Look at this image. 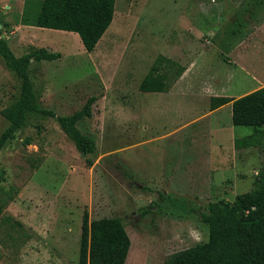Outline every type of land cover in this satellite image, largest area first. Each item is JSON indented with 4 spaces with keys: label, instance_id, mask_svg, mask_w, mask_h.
Masks as SVG:
<instances>
[{
    "label": "rangeland",
    "instance_id": "1",
    "mask_svg": "<svg viewBox=\"0 0 264 264\" xmlns=\"http://www.w3.org/2000/svg\"><path fill=\"white\" fill-rule=\"evenodd\" d=\"M41 1L0 0V36L17 57L31 47L60 54L28 68L44 109L70 115L97 98L92 118L79 124L95 136L96 154L80 155L56 117L28 115L0 151V264H78L84 212L89 221L123 222L131 242L125 264H163L205 242L206 203L249 192L264 176V147L228 155L224 149L223 157L207 121L159 139L201 115L211 92L165 102L138 86L159 54L177 59L203 51L209 55L195 60V88L203 80L214 85L226 68L222 42L237 12L252 5L253 21H262L264 0H116L112 23L91 53L77 34L23 27L21 14L31 21ZM19 89L0 57V135L7 126L1 111Z\"/></svg>",
    "mask_w": 264,
    "mask_h": 264
},
{
    "label": "trees",
    "instance_id": "2",
    "mask_svg": "<svg viewBox=\"0 0 264 264\" xmlns=\"http://www.w3.org/2000/svg\"><path fill=\"white\" fill-rule=\"evenodd\" d=\"M116 0H42L33 19L25 11L22 23L42 29H51L77 34L87 53L94 51L98 42L112 23ZM255 7L243 6L236 14L230 30L232 38L245 26V16L254 19ZM231 25V24H230ZM230 25L228 28H230ZM1 32V31H0ZM1 35V33H0ZM0 57L5 66L20 81L18 98L1 111L7 126L0 135V151L23 127L28 115L36 113L56 117L65 136L74 144L82 156H95L96 138L83 133L79 124L92 118V107L96 97L86 100L82 108L70 115L56 116L44 109L30 79L28 68L31 62L55 61L57 52L45 48L31 47L27 53L17 57L7 40L0 36ZM32 60V61H31ZM185 67L159 54L149 71L141 80L138 90L142 93L168 92L183 75ZM232 102L233 126L251 128L252 133L235 139V149L264 147V88L240 98L211 97L210 110ZM25 143H28L26 140ZM87 165L92 161L87 158ZM201 220L208 230L207 240L190 248L171 254L163 264H264V176L256 179L254 187L239 194L234 201L207 202ZM130 238L119 218H101L89 221L84 212L82 219L78 264H125Z\"/></svg>",
    "mask_w": 264,
    "mask_h": 264
},
{
    "label": "crops",
    "instance_id": "3",
    "mask_svg": "<svg viewBox=\"0 0 264 264\" xmlns=\"http://www.w3.org/2000/svg\"><path fill=\"white\" fill-rule=\"evenodd\" d=\"M24 14L25 12H23L21 16ZM245 18V26L242 29L246 28V25L248 26L250 21H253V19H250L248 16H245ZM252 24L249 27V31L244 36L239 35L242 32V29H240L233 41H231L229 37L231 36L230 30L226 32L227 36L225 35L221 48V54L225 58L224 64H226V68L225 70L222 68L223 72H221L220 77L215 79L216 82L212 86H208V83L203 80L201 85H199L198 88H195L197 84H195V79L192 77V72L196 65L195 60L204 58L208 56L209 53L203 51L202 54L197 57L196 55H193L192 57L188 56V58H186L185 54H183L181 58H171L179 64H181L182 60H189L181 64L185 67V72L175 82L172 88L168 92L157 93L159 94L160 99L163 98L165 102L168 100H174L175 102L181 98H195L197 94L202 95L206 91L211 93L205 97V100L208 102V107L201 115L184 124L178 125L177 128L170 132H166L163 136L159 137V139L169 138L183 129L194 126L200 121H207L206 126L211 128L209 136L212 139L215 138L216 146L219 148L220 152L221 150L227 149L228 155L230 152H243L254 148L250 147L237 150L234 147L235 139L250 135L252 130L246 132L244 130H239L242 126H233L231 120L232 102L214 110H210L209 107L211 97H228L237 99L255 90L264 88V20H254ZM23 27L31 28L30 26L25 25ZM234 68L239 69L237 74L232 71ZM263 128L264 126L262 127V130ZM221 153L224 157V153ZM215 168L212 169V172Z\"/></svg>",
    "mask_w": 264,
    "mask_h": 264
},
{
    "label": "water",
    "instance_id": "4",
    "mask_svg": "<svg viewBox=\"0 0 264 264\" xmlns=\"http://www.w3.org/2000/svg\"><path fill=\"white\" fill-rule=\"evenodd\" d=\"M32 61V60H31Z\"/></svg>",
    "mask_w": 264,
    "mask_h": 264
}]
</instances>
